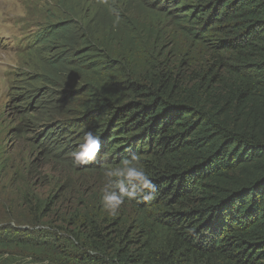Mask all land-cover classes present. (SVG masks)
I'll return each instance as SVG.
<instances>
[{
    "label": "trees",
    "instance_id": "16d2710c",
    "mask_svg": "<svg viewBox=\"0 0 264 264\" xmlns=\"http://www.w3.org/2000/svg\"><path fill=\"white\" fill-rule=\"evenodd\" d=\"M132 2L88 1L85 19L36 37L42 86L16 98L17 131L32 140L28 175L51 167L59 185L44 209L28 194L25 219L56 209L67 228L12 224L29 236L8 228L0 257L20 246L30 264H264V0ZM87 132L100 153L76 167ZM133 154L155 198L109 215L105 171Z\"/></svg>",
    "mask_w": 264,
    "mask_h": 264
},
{
    "label": "rangeland",
    "instance_id": "374dc122",
    "mask_svg": "<svg viewBox=\"0 0 264 264\" xmlns=\"http://www.w3.org/2000/svg\"><path fill=\"white\" fill-rule=\"evenodd\" d=\"M88 1L98 0H0V236L6 230L16 229L12 224L53 226L67 228L55 209L44 214L39 223L27 218V196L37 197L43 209L51 191L58 186L57 175L48 168L44 175H28V167L36 159L32 152V140L17 131L21 122L18 98L27 86L41 87L37 82V70L41 64L34 53L36 37L48 25H56L72 18L86 17ZM107 3V2H106ZM103 3V4H106ZM69 6H75L71 13ZM112 7V6H111ZM118 10L119 8L116 7ZM131 8H138L133 0ZM32 52V53H31ZM61 90V88H58ZM56 178V179H55ZM23 221V222H22ZM20 238H28L26 231L15 230ZM53 231V230H52ZM62 237H68L60 234ZM64 238V237H63ZM16 246L6 258L10 264H30L31 253ZM64 250L68 248L64 245ZM35 257V256H34ZM5 258V257H4ZM7 259L0 257V264ZM50 264H59L48 257ZM44 264H48L45 262Z\"/></svg>",
    "mask_w": 264,
    "mask_h": 264
},
{
    "label": "clouds",
    "instance_id": "9594fccd",
    "mask_svg": "<svg viewBox=\"0 0 264 264\" xmlns=\"http://www.w3.org/2000/svg\"><path fill=\"white\" fill-rule=\"evenodd\" d=\"M101 138L87 132L81 138L77 150L71 153L74 166L95 161L100 153ZM107 181L103 188L102 205L109 215H116L121 206L130 200L152 201L157 186L140 166L139 157L133 154L123 159L121 166L105 171Z\"/></svg>",
    "mask_w": 264,
    "mask_h": 264
}]
</instances>
